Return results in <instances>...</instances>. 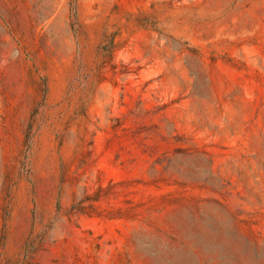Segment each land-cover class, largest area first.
Segmentation results:
<instances>
[{
  "label": "rangeland",
  "instance_id": "1",
  "mask_svg": "<svg viewBox=\"0 0 264 264\" xmlns=\"http://www.w3.org/2000/svg\"><path fill=\"white\" fill-rule=\"evenodd\" d=\"M0 264H264V0H0Z\"/></svg>",
  "mask_w": 264,
  "mask_h": 264
}]
</instances>
